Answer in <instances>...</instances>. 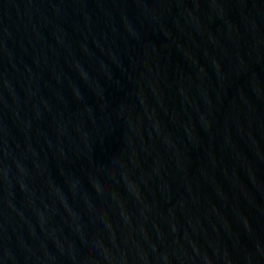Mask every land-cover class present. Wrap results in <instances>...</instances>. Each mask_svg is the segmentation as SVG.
<instances>
[{"label": "water", "instance_id": "obj_1", "mask_svg": "<svg viewBox=\"0 0 264 264\" xmlns=\"http://www.w3.org/2000/svg\"><path fill=\"white\" fill-rule=\"evenodd\" d=\"M0 264H264V0H0Z\"/></svg>", "mask_w": 264, "mask_h": 264}]
</instances>
